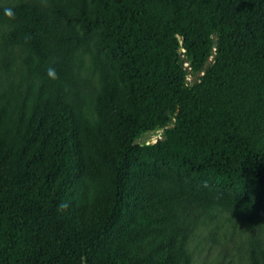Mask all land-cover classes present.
<instances>
[{
	"label": "trees",
	"instance_id": "16d2710c",
	"mask_svg": "<svg viewBox=\"0 0 264 264\" xmlns=\"http://www.w3.org/2000/svg\"><path fill=\"white\" fill-rule=\"evenodd\" d=\"M0 40V264H193L200 217H264V0L19 2Z\"/></svg>",
	"mask_w": 264,
	"mask_h": 264
},
{
	"label": "rangeland",
	"instance_id": "374dc122",
	"mask_svg": "<svg viewBox=\"0 0 264 264\" xmlns=\"http://www.w3.org/2000/svg\"><path fill=\"white\" fill-rule=\"evenodd\" d=\"M19 2L45 4L48 0H0V7ZM2 49L3 43L0 40V61L4 56ZM2 76L8 79L5 75ZM197 77L198 75H188L187 83L194 82ZM89 85L90 83L86 84ZM161 138L162 131L156 132L148 139V143H155ZM257 245L264 247V217L258 214L245 216L234 212L200 217L192 227L187 241L193 264H249L251 252Z\"/></svg>",
	"mask_w": 264,
	"mask_h": 264
},
{
	"label": "water",
	"instance_id": "95a60500",
	"mask_svg": "<svg viewBox=\"0 0 264 264\" xmlns=\"http://www.w3.org/2000/svg\"><path fill=\"white\" fill-rule=\"evenodd\" d=\"M220 36H221V34L219 32L218 35L216 36V39H217L216 41L219 40V37ZM214 46L216 47V42H215V45ZM152 136H153V133H149L147 136L142 137L141 139L136 140L135 141V144H149L148 143V139H150Z\"/></svg>",
	"mask_w": 264,
	"mask_h": 264
},
{
	"label": "clouds",
	"instance_id": "9594fccd",
	"mask_svg": "<svg viewBox=\"0 0 264 264\" xmlns=\"http://www.w3.org/2000/svg\"><path fill=\"white\" fill-rule=\"evenodd\" d=\"M4 15L12 18L14 16V12L12 10V8L8 7V8H4ZM49 76H53L54 77V73L52 70H49ZM81 260L83 261L84 258L82 257Z\"/></svg>",
	"mask_w": 264,
	"mask_h": 264
}]
</instances>
